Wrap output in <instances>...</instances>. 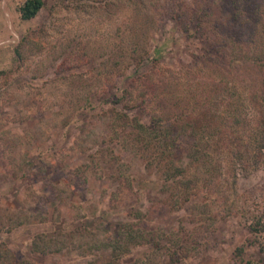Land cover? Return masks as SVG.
<instances>
[{"label": "rangeland", "instance_id": "1", "mask_svg": "<svg viewBox=\"0 0 264 264\" xmlns=\"http://www.w3.org/2000/svg\"><path fill=\"white\" fill-rule=\"evenodd\" d=\"M21 1L0 0V251L8 248L7 260L264 264V161L231 173L224 152L222 173L199 182L185 208H172L158 172L138 153L144 144L135 139L134 117L147 123L162 108H192L215 75L208 62L193 64L203 42L171 16L202 0H43L28 19L19 16ZM204 1L212 21H227L225 0ZM232 71L221 81L248 83L245 67ZM254 109L246 104L239 113L256 127ZM175 160L186 163L182 149ZM37 232L49 252L31 249ZM115 240L111 259L105 244Z\"/></svg>", "mask_w": 264, "mask_h": 264}, {"label": "trees", "instance_id": "2", "mask_svg": "<svg viewBox=\"0 0 264 264\" xmlns=\"http://www.w3.org/2000/svg\"><path fill=\"white\" fill-rule=\"evenodd\" d=\"M225 1L229 9L227 21H212L213 10L204 0L197 6L179 5L171 12L186 36L203 42L202 52L192 54L193 64L208 62V69L215 73L211 81L202 84L196 104L192 108H162L158 114L149 116L147 123L134 117L135 139L144 144L138 151L139 157L146 167H154L158 172L163 190L168 192L164 200L172 208H185L184 203L196 193L199 182L207 185L222 173L224 152L230 154L231 173L239 168L247 172L264 161V0ZM42 5L43 0H22L17 10L22 19H28ZM133 56L138 63L145 58L141 50ZM240 66L250 74L247 84L233 81L229 86L226 80L221 81ZM132 77L134 82L139 75L135 73ZM246 104L258 111L256 127L248 124L254 120L253 116L239 113ZM219 107L221 111L216 112ZM225 110L233 113L224 118ZM179 149L185 152L186 163L176 162L175 153ZM189 165L194 166L192 175L187 171ZM40 233L33 236L30 247L33 251L49 252V245L39 241ZM128 237L124 234L128 242L133 241L134 236ZM110 241L105 248L110 249L113 259L118 241ZM123 245L124 250L129 248ZM7 252L8 248L0 251V264H16L17 261L7 260Z\"/></svg>", "mask_w": 264, "mask_h": 264}]
</instances>
